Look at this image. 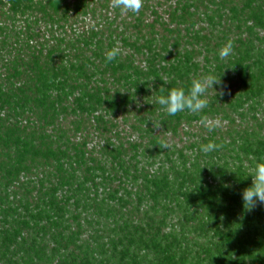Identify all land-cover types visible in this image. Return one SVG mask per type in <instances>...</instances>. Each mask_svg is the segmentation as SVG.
<instances>
[{
	"label": "trees",
	"instance_id": "1",
	"mask_svg": "<svg viewBox=\"0 0 264 264\" xmlns=\"http://www.w3.org/2000/svg\"><path fill=\"white\" fill-rule=\"evenodd\" d=\"M111 5L0 0V264H264V0ZM209 72L202 114L156 103Z\"/></svg>",
	"mask_w": 264,
	"mask_h": 264
},
{
	"label": "clouds",
	"instance_id": "2",
	"mask_svg": "<svg viewBox=\"0 0 264 264\" xmlns=\"http://www.w3.org/2000/svg\"><path fill=\"white\" fill-rule=\"evenodd\" d=\"M144 0H112V7L119 8L121 14H139L143 7ZM233 46L231 41L226 43L218 52L221 60H225L232 55ZM121 55L119 46H114L105 55V62L111 63ZM165 84L169 81L164 79ZM210 89H214L217 95L225 94L226 85L222 74L216 75L214 72H209L205 75H197L190 78V83L185 87L181 85L173 86L167 91L160 87V92L164 93L157 97L158 103L167 116H176L178 113L197 114L200 115L212 103L208 98ZM142 107V104L137 102V108ZM152 126L155 129L160 128L161 120L150 118ZM200 123L208 132H213L222 127L220 118L209 119L207 116L201 115ZM161 148L169 149L170 145L167 141L159 143ZM220 145L212 140L200 145V151L205 155L217 151ZM251 176L252 183L250 186L243 189L241 197L243 206L246 211H252L257 204L264 205V156L259 157L254 166L250 169L247 177ZM228 187V185H225Z\"/></svg>",
	"mask_w": 264,
	"mask_h": 264
}]
</instances>
